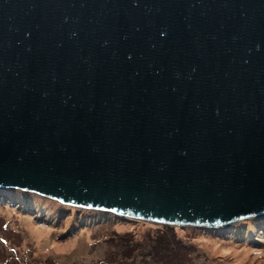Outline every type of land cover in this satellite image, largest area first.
I'll list each match as a JSON object with an SVG mask.
<instances>
[{
  "label": "water",
  "instance_id": "1",
  "mask_svg": "<svg viewBox=\"0 0 264 264\" xmlns=\"http://www.w3.org/2000/svg\"><path fill=\"white\" fill-rule=\"evenodd\" d=\"M170 226L264 214V0H0V189Z\"/></svg>",
  "mask_w": 264,
  "mask_h": 264
},
{
  "label": "rangeland",
  "instance_id": "2",
  "mask_svg": "<svg viewBox=\"0 0 264 264\" xmlns=\"http://www.w3.org/2000/svg\"><path fill=\"white\" fill-rule=\"evenodd\" d=\"M264 264V214L170 226L0 189V264Z\"/></svg>",
  "mask_w": 264,
  "mask_h": 264
},
{
  "label": "trees",
  "instance_id": "3",
  "mask_svg": "<svg viewBox=\"0 0 264 264\" xmlns=\"http://www.w3.org/2000/svg\"><path fill=\"white\" fill-rule=\"evenodd\" d=\"M162 226H164V225H162ZM169 227V226H168ZM142 264V263H141Z\"/></svg>",
  "mask_w": 264,
  "mask_h": 264
}]
</instances>
